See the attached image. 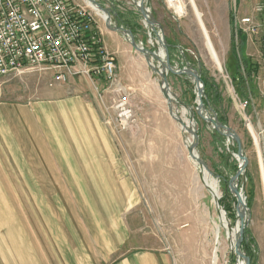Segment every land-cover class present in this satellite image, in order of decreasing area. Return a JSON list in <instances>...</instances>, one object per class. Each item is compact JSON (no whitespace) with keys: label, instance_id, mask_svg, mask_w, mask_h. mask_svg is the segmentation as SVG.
<instances>
[{"label":"rangeland","instance_id":"1","mask_svg":"<svg viewBox=\"0 0 264 264\" xmlns=\"http://www.w3.org/2000/svg\"><path fill=\"white\" fill-rule=\"evenodd\" d=\"M73 1L90 10L84 0ZM182 1L185 15L178 20L172 17L163 0L143 1L148 16L159 26L152 32L134 4L139 0H95L108 12L111 27H121L115 21L116 11L137 14L138 18L130 23L134 41L154 54L159 48L158 38L163 39L174 71L192 69L200 77L206 74L215 82L221 94V104L218 107L206 102L203 89L202 117L213 120L225 118L224 126L241 142L247 165L236 184L244 198L249 220L244 231L248 235H243L240 250L251 258L250 264H264V173L260 164L261 158L264 160V113L254 104L242 108L239 104L242 99L232 85L231 58L243 54L232 40L231 0ZM94 19L96 26L104 30L105 23L96 15ZM115 34L121 40L115 43L117 52L113 54L107 50L117 66L114 82L92 76H72L64 83H56L67 89L72 87L73 93L87 95L98 114L109 121L120 162L118 176L128 177L133 188L135 201L122 214L129 226L128 238L113 261L126 257L130 260L131 256L142 253L151 255L157 264H211L213 222H218L219 211L225 213L232 226L237 219L236 201L228 190L229 179L235 174L231 171L232 166L238 168L239 165L235 157L237 146L197 115L192 78L168 73L169 92L175 99L172 107L179 116L193 123L198 136L196 152L218 185L220 199L215 206L210 193L201 187L197 168L189 160L185 148L186 136L180 132L179 124L168 115L167 103L158 87L160 77L152 72L142 54L133 50L120 33ZM256 39L258 37L252 38V42L258 43ZM103 42L105 45L108 40L103 39ZM174 46L181 48L183 57L175 55ZM44 74V71L33 70L2 80H6L7 84H16L15 89L22 91L21 96L30 99L37 96V89L30 90L31 86L39 83ZM116 87L128 92L133 105L134 121L125 130L115 128L112 104ZM183 111L185 114H182ZM6 156L13 169L8 168L6 176L0 175V247L58 249L65 244V235L78 244L80 236L85 237L87 232L82 217L88 220L89 216L81 205L83 203H80L81 193L85 195L86 192L78 191L73 175L65 169L59 154ZM6 156L1 154L4 163ZM259 167L263 176V191ZM194 184L196 192L193 194L191 189ZM80 187H83V181H80ZM224 197V203L230 207L229 213L219 204ZM258 209L260 213L257 215ZM87 224L96 240L95 248L98 246L101 250L102 241L93 223ZM106 228L109 229L110 225L107 224ZM118 233L120 236L116 232L114 237L122 239L121 229ZM105 239L110 245L108 237ZM111 245L114 248L119 246L118 240ZM228 245L223 242L218 264H236V257ZM81 246L84 245L81 243ZM52 257L50 254L48 259Z\"/></svg>","mask_w":264,"mask_h":264},{"label":"crops","instance_id":"2","mask_svg":"<svg viewBox=\"0 0 264 264\" xmlns=\"http://www.w3.org/2000/svg\"><path fill=\"white\" fill-rule=\"evenodd\" d=\"M235 3L241 17L251 15L256 6L264 7V0H235ZM131 13L135 14L133 11ZM115 21L117 23V19ZM96 28L100 32L106 52L116 54L115 43H120V37L106 26L104 30L98 26ZM103 39L111 43L104 45ZM257 42L244 37L239 43V49L243 58L249 59L258 67L257 73L252 77L257 97L251 104L264 113V60L261 59L259 51L262 42ZM175 48V55L180 57L177 46ZM52 77V72H45L41 81L31 86L30 90L37 89V96L31 94L34 98L30 99L25 95L21 96L22 91L15 89L16 84H7L6 80L0 78V175L6 176L7 169H13L6 154H59L65 169L73 175L78 191L86 192L85 195L81 193L80 203H83L81 205L89 216L88 220L82 217L87 232L85 237L80 236L78 244L71 242L65 235L66 242L58 249L0 247V264H157L151 259V255L142 253H134L130 260L126 257L113 261L128 238L129 226L122 214L135 201L133 188L128 177L118 176L120 162L115 136L98 114L96 107L89 102L87 95L82 92L73 93L72 87L67 89L53 83ZM1 154H5L6 163L2 162ZM260 164L264 173L262 158ZM259 171L263 191L260 167ZM80 181H83V187H80ZM259 213L258 209L257 215ZM88 222L93 223L97 236L101 238V250L97 245L95 248L96 240L94 235L91 236ZM107 224L110 225L109 229L106 228ZM120 229L123 233L122 239L114 237L116 232L119 235ZM116 239L119 246L114 248L111 242ZM46 254L53 257L48 259Z\"/></svg>","mask_w":264,"mask_h":264},{"label":"built area","instance_id":"3","mask_svg":"<svg viewBox=\"0 0 264 264\" xmlns=\"http://www.w3.org/2000/svg\"><path fill=\"white\" fill-rule=\"evenodd\" d=\"M163 1L175 20L185 15L182 0ZM231 13L235 46L239 36L258 37L264 60V7L256 6L251 15L241 17L232 0ZM94 16L73 0H0V78L40 70L52 72L53 83H64L72 76L114 82L117 66L104 49ZM177 51L183 57L181 48ZM113 94L115 128L125 130L134 121L130 95L122 87ZM251 103V99L239 100L242 108ZM102 119L111 129L109 121Z\"/></svg>","mask_w":264,"mask_h":264},{"label":"water","instance_id":"4","mask_svg":"<svg viewBox=\"0 0 264 264\" xmlns=\"http://www.w3.org/2000/svg\"><path fill=\"white\" fill-rule=\"evenodd\" d=\"M143 1L144 0H139V4L137 5V3L134 2L138 12L140 13V16L142 17L143 21L150 26V29L152 32L155 31V29H158L159 26L150 19V17L148 16L147 12L145 11L144 7H143ZM91 4H95L97 5L98 9L101 10L102 12L107 14V20H106V27L113 32H117V33H122L124 34L125 38H129V44L131 46V48L133 50H135L136 52L142 54L144 56L145 62L146 64L149 66V68L152 70V72H154L155 74H158V70L156 68L150 67V56L149 55H154L153 53H149L146 50H144L143 48H138L136 42L133 39L132 33L130 30H125L122 27H111V22H110V16L108 14V12L106 10H104L101 6H99L95 0H91L90 1ZM158 38V37H157ZM158 42L161 44L162 48L164 49L165 52V65L162 67V70L160 72V80L158 82V87L160 89V92L163 96V98L165 99L166 103H167V111H168V115L170 116V118L174 121H176L179 125H182V121L181 120H177L175 117H173V108H172V104L174 103L173 101L170 99V92H169V88H168V83H167V74L171 73V74H175V75H186L189 76L193 79V83H194V87L196 90V95L199 97V102L197 104L196 107V113L199 117H201L205 122L210 123L213 127V129L219 134L222 135L224 137H226L227 139H231L235 142L236 146H237V153H236V161L239 162L241 161L242 164L238 165L237 171L235 172V174L229 179L228 182V190L231 194V196L235 199L236 201V206H235V211H236V217L239 219L240 221V231L239 234L237 236V239L235 241L234 244V255L241 258L244 261V264H250V259L248 257H246L240 250L241 247V242L243 240V235H244V231L246 229V225H247V221L244 220V216L246 214V205L245 203H243L242 198H241V193L237 188V181L239 179V177L241 176V174L243 173L244 169L246 168L247 165V160L246 158L243 156L242 154V150H241V142L239 140V138L236 136V134H234L230 129L226 128L224 125H222L221 123L218 122V120H213L211 118H204L202 117V113L201 110L203 108V102H202V97H203V83L201 81L200 76L193 71L192 69H183L181 71H174L173 68L171 67L170 63H169V58L167 55V46L166 43L163 39L158 38ZM192 134V138H193V142L192 144L188 147L187 149V153L188 156L191 158H193V153L196 152V147H197V140H198V136L196 134V132H194L193 130H191L190 132ZM202 168L204 170L207 171L206 165L199 160L198 162ZM239 206H242V210L239 211ZM247 214H249V212L247 211ZM248 216V215H247Z\"/></svg>","mask_w":264,"mask_h":264},{"label":"bare ground","instance_id":"5","mask_svg":"<svg viewBox=\"0 0 264 264\" xmlns=\"http://www.w3.org/2000/svg\"><path fill=\"white\" fill-rule=\"evenodd\" d=\"M90 1L91 0H84L86 6H88L95 13V15L103 23L106 24L107 14L102 12L101 10H99L97 5L91 4ZM138 4H139V2H137V5ZM145 25L150 28V26L147 25L146 23H145ZM120 34H121L122 38L129 43V38L126 39L124 34H122V33H120ZM151 44H152V41H150V45ZM157 44L159 45V48H158L157 52L154 53V55H149L150 56L149 62H150V67L156 68L158 70V74H156V75L159 76L160 72L162 70V67L165 65V52H164V49L162 48L161 44L159 42H157ZM137 47L142 48V46L139 44H137ZM142 57H144V56L142 55ZM195 95H196V93H195ZM170 99L174 103L175 99L171 96V94H170ZM198 102H199V97L196 95V105L198 104ZM172 106H173V104H172ZM172 108H173V117H175L177 120L182 121V125H179L180 132L186 136L185 148L188 149V147L193 142L192 134L190 133L191 130L194 131V127L192 125L193 123L191 124V122L190 123L187 122L183 117L179 116L178 111L176 109H174V107H172ZM185 112H186V110H185ZM182 114H185L184 111ZM189 160L192 162V164L198 170V174H199L198 179H199V182L201 183V187L207 189V191L210 193V195L212 197L213 204L216 206L218 200L220 199V194H219L218 185H217L216 181L213 180V178L210 176V174L206 170H204L202 168V166L198 163L200 159H199V155L197 152H194L193 158L189 157ZM238 163H239V165L242 164L241 161H239ZM195 192H196V184H194L193 188L191 189V193L194 194ZM241 198H242V201L244 203V198H243L242 194H241ZM241 210H242V206H239V211H241ZM244 220L248 222L249 219H248L247 214H245ZM239 231H240L239 219L237 218L234 226H232L229 223V221L227 220L225 213L222 210H220L219 215H218V222H213V229H212V236L213 237L212 238L214 241V248L212 251L211 264H218V260H219L218 257H219V254L222 252L224 241L229 244L228 246H229V249L232 251V253L234 252V244H235V241H236L237 236L239 234ZM235 257H236V264H244V261L241 258H239L237 256H235Z\"/></svg>","mask_w":264,"mask_h":264},{"label":"trees","instance_id":"6","mask_svg":"<svg viewBox=\"0 0 264 264\" xmlns=\"http://www.w3.org/2000/svg\"><path fill=\"white\" fill-rule=\"evenodd\" d=\"M115 15H116L118 25L130 30L131 33L134 34L132 25L130 23L134 21L135 19H137L138 15L133 14L131 12H128L126 14H120L119 12H116ZM230 20L231 21L233 20L232 13L230 14ZM238 38H239V41L241 42L243 37L239 36ZM232 40H234L233 34H232ZM231 60H232L231 65L233 67V74L230 75V78L232 81V85L235 89V93L237 94L239 98H241L242 100H247L248 102L250 101V99L251 100L255 99L257 97V94L255 91V86L252 84L253 82L252 77L258 71L257 65L251 63L249 59L243 58L242 56L236 57L234 55V58L232 57ZM241 68H242L243 74H242ZM200 78L204 86V95H206V102H210L213 105L219 107L221 104V94L215 82L211 78H208L206 74H202ZM218 122L223 125H226V119L223 117H219ZM231 171L234 173V171L235 172L237 171V168L233 165ZM224 201H225V197L223 201L220 200L219 204L223 207L226 213H229L228 211H230V207L228 204H225ZM247 235L248 233L245 232L244 237H246Z\"/></svg>","mask_w":264,"mask_h":264}]
</instances>
